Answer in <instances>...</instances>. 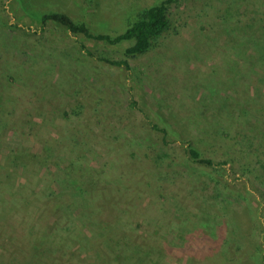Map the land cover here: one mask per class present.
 Wrapping results in <instances>:
<instances>
[{
    "label": "rangeland",
    "instance_id": "374dc122",
    "mask_svg": "<svg viewBox=\"0 0 264 264\" xmlns=\"http://www.w3.org/2000/svg\"><path fill=\"white\" fill-rule=\"evenodd\" d=\"M162 1L0 0V264L18 259V248L26 256L37 199L59 192L63 179L70 186L80 176L84 186L92 175L116 181L117 192L97 200L103 218L136 228L138 239L155 235L150 243L164 249L162 259L154 249L157 263L261 264L264 184L254 155L264 157V0H174L169 32L127 59L128 69L98 60H124L128 42L40 28L41 15L56 12L114 35L131 12ZM77 105L81 113L72 115ZM151 124L166 130V145ZM251 133L252 143L233 146ZM48 143L56 156L23 171L18 151L42 153ZM189 147L226 164H193ZM66 192L67 220L46 213L54 244L28 256L32 264H92L97 254L96 243L71 240L89 234L77 221L79 198ZM19 199L29 202L21 220Z\"/></svg>",
    "mask_w": 264,
    "mask_h": 264
},
{
    "label": "trees",
    "instance_id": "16d2710c",
    "mask_svg": "<svg viewBox=\"0 0 264 264\" xmlns=\"http://www.w3.org/2000/svg\"><path fill=\"white\" fill-rule=\"evenodd\" d=\"M173 1L174 0H164L156 5L131 12L127 17L123 30L114 35L93 33L85 23L76 22L69 16L56 12L41 15L40 28L43 29L48 23H54L63 27L72 35H80L83 38L94 42H102L107 45H118L123 42H128L130 45L123 51L124 60L115 61L98 57L99 61L110 66L124 67L128 69L127 59H136L147 54L152 50L157 39L169 32L171 22L168 17V4ZM80 48L88 57L93 56L90 49L86 48L84 45H81ZM81 110V105L75 106L71 111L72 115H79ZM64 116L69 118L70 113L65 112ZM149 127L151 132L160 135L162 143L166 145V130L164 128H159L155 124H151ZM200 131L201 133H205V127H202V129L200 128ZM240 136L244 139L241 138L242 141L234 140L233 146H238L243 141L246 143H252L254 138L253 133L250 135L240 134ZM54 148L53 144L50 145L48 143L44 145L42 153L32 154L30 156H23L18 151V162H20L23 171H26L30 165H35V160L40 159L42 162V159L44 158L48 160L51 159L55 155ZM187 154L193 164L201 167L214 168L226 164V161L215 163L213 160L203 157L201 151L196 148L189 147ZM145 157H147V155ZM254 158L257 170L262 178V183L264 184V157L260 156V154H255ZM72 164L73 163L68 164L65 168L67 175H72V172L75 171ZM89 178L90 180L88 179L87 181L88 184L85 183L86 185L84 184V186L82 185L81 180H79L81 179L80 176L73 178L74 180L70 184L72 189L65 184L67 182L66 179H63L61 183H57L60 190L59 192L52 190L49 194H46L48 198L45 200L37 199L36 203H38V205L33 212V218L35 224L39 225L38 229L36 228L35 234H32L31 232L28 234V236L32 237V243H30L27 252H25L26 256L20 254V249L18 248L16 255L18 256V259H14L12 262L10 261V263L32 264L31 258H29V260L27 259L28 256L38 259L40 255L46 253L45 250L48 247L50 248L51 245L54 244V238L50 236L53 227L48 222L46 213H48V216H54L53 218L60 219L62 223H65L67 220L66 215L69 213L68 209L71 206L70 193L66 192V190L70 189L75 193L74 196L79 198L76 205H78L81 210L77 213V221L84 227L85 232L89 234L87 235V238L86 236H83L82 233H76L71 236V240L78 241V239H80L78 244H80L79 246L81 247L82 245L85 247L86 244H97V254L94 257V260H92V264H99L100 262L101 264H159L151 259L154 249L156 250L155 253L158 254L157 259H162L163 257L160 258V256H163L164 254V249L160 247L159 242L155 245L149 241L150 237H155V235L148 233L144 235V239H138L137 236L134 235V233L137 232L136 228H123L119 224L111 225L110 221L103 218V204L98 203L97 200H101L102 198L107 200L112 197L117 191L112 190L111 185L116 181L108 179L106 176L99 177L92 175ZM28 205L29 202L26 199L22 201L20 200V203H18V216L20 220L24 219L25 215H28L24 211L27 209L26 207H28ZM126 227H128L127 224ZM66 240H69L68 237H66ZM63 241H65L64 236L58 238V244H62ZM35 261L37 262V260ZM260 262L261 264H264V257L261 258Z\"/></svg>",
    "mask_w": 264,
    "mask_h": 264
}]
</instances>
